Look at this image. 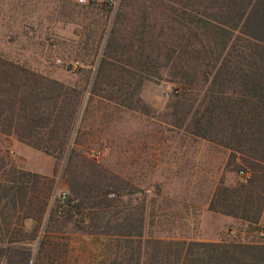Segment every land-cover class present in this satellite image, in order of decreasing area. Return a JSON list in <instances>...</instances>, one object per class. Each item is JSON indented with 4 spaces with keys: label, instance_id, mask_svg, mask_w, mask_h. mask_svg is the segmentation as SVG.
<instances>
[{
    "label": "trees",
    "instance_id": "trees-1",
    "mask_svg": "<svg viewBox=\"0 0 264 264\" xmlns=\"http://www.w3.org/2000/svg\"><path fill=\"white\" fill-rule=\"evenodd\" d=\"M136 4V9H131ZM126 23L132 26L128 40L121 33ZM102 56L94 84L109 80L113 86H105L126 96L108 99L132 110L147 108L138 96L148 78L144 73L150 72L154 61L164 60L165 79L176 85L175 96L182 100L168 105L170 115L176 118L173 125L230 149L232 157L238 155L250 167L252 176L240 191H249L245 197L251 207L225 213L248 225L255 223L264 205V0H119ZM132 57L139 71L135 84L127 79L133 73L127 67ZM109 69L116 73L113 80L107 75ZM65 90L71 88L0 57V131L13 132L21 141L49 155L65 154L63 177L69 195L64 205L54 200L53 212L74 211L81 218L90 216L93 222L94 214L113 207L124 190V180L104 169L86 175L85 168L81 171L85 177L82 186L71 183L78 178V167L72 164L77 150L69 146V141L81 111V99L61 96ZM192 92L201 93L200 99L194 96L198 100L194 109V104L184 98ZM53 139L55 147L48 144ZM7 170L13 172L8 178L2 175ZM39 179L38 173L18 169L0 156V201L12 203L17 225L10 229L12 222L5 219L8 203L0 202V264H35L44 253L48 259L51 257L45 250L50 244L46 235L51 232V220L42 229L40 222L54 182L44 177L45 187L41 188ZM257 179L260 185L255 183ZM259 186L263 191L257 190ZM109 194L114 197L109 198ZM28 202L30 211L24 214L21 209ZM251 210L253 217H249ZM81 218L75 220L78 229L84 233L97 230ZM25 219L36 220L29 237L23 230ZM130 221L131 217L125 215L117 225L123 228L119 234L126 237V264H132V259H136L135 264H264V242L142 239L141 231L126 229ZM142 255L149 260H142Z\"/></svg>",
    "mask_w": 264,
    "mask_h": 264
},
{
    "label": "rangeland",
    "instance_id": "rangeland-1",
    "mask_svg": "<svg viewBox=\"0 0 264 264\" xmlns=\"http://www.w3.org/2000/svg\"><path fill=\"white\" fill-rule=\"evenodd\" d=\"M137 6L133 5L131 9ZM114 16L115 11L105 4V0H0V57L71 88L61 91V96H80L82 112L69 141V146L77 150L72 164L75 169L78 167V178L71 183L76 185L79 182L78 187L82 186L85 177L81 171L85 168L88 170L86 175L104 169L124 180V190L113 205L120 209L99 211L94 217L98 223L96 228L123 230L115 222H121L123 216L128 215L131 225L126 229L133 233L141 231L142 239L264 242V232L256 229L258 225L254 227V223L248 225L240 219L235 222L232 215L225 213L251 207L245 197L249 191H240L250 178L245 179L239 174L244 170L252 176L250 167L243 164L238 155L232 157L230 149L173 125L176 118L170 115L172 109L168 105L180 97L175 96L176 85L165 79L164 60L154 61L150 72H143L148 78L143 81L138 96L143 97L145 109L132 110L118 101H110L108 96L112 99L126 95L105 86L112 85L109 80L101 85L94 84ZM123 26L121 33L128 40L132 36V26L129 23ZM57 59L62 63H56ZM134 60L132 57L130 63L126 62L133 72L127 79L133 84L139 72L135 70L137 61ZM74 61L79 62L76 67L71 64ZM115 74L111 69L107 72L112 80ZM92 90H96L95 93ZM157 96L161 105L153 106L148 99ZM194 96L200 99L201 93L183 96L194 104L193 109L198 104ZM176 105L181 107V104ZM48 144L56 145L54 139ZM0 156L23 171L46 172L52 164L53 175L39 174L38 184L44 188L42 178H52L53 193L65 192L68 197L69 186L63 177L67 162L65 154L49 155L21 141L13 132L0 131ZM84 158L96 166L87 164ZM2 175L8 178L13 172L7 170ZM255 183L260 185L261 181L257 179ZM257 190L263 191L262 186ZM113 197L109 194V198ZM51 198L40 222L42 229L47 220H51V232L46 235L50 244L45 248L51 259L44 253L35 264H74L71 261L73 256L65 258L62 239L55 241L52 238H85L86 234H82L84 232L78 229L75 221L80 215L74 211L68 214L53 212L55 199ZM0 202L4 204L7 199ZM11 205L8 203L5 209V219L12 222L10 229L17 227ZM28 205L29 202L21 209L24 214L30 211ZM253 210L249 217L254 216ZM139 218H143L140 223ZM22 222L24 234L29 237L36 220ZM41 233L42 230L39 236ZM85 258V255L76 256L74 262L85 264ZM144 259L148 261L149 257L142 255Z\"/></svg>",
    "mask_w": 264,
    "mask_h": 264
},
{
    "label": "crops",
    "instance_id": "crops-1",
    "mask_svg": "<svg viewBox=\"0 0 264 264\" xmlns=\"http://www.w3.org/2000/svg\"><path fill=\"white\" fill-rule=\"evenodd\" d=\"M140 98H141L142 102H144L143 97L140 96ZM148 100L150 101V103L153 106H160L161 105L160 104L161 102H160V99L158 98V96L152 97ZM103 101H106V100L103 99ZM81 112L82 111H80V113ZM16 143H19V142H16ZM29 171L35 172L38 174H43V175H53V166H52V164L49 165V169L46 172H44V171L43 172L32 171V170H29ZM247 173L249 174L248 178H251V174L249 172H247ZM248 178H245V179H248ZM110 209H120V208L111 207ZM121 211L122 210H119V213H121ZM94 217H95V214L93 216V222H92V220H90V216H89V218L88 217H85V218L80 217V218L83 221V223L85 221V224L93 223L95 226H98V223L95 222ZM231 217L235 218V222H237L236 220L240 219L242 221V223H244L243 220L239 217H234V216H231ZM227 218L231 221V219L229 217H227ZM124 219H125V217L123 216V218L121 220L123 221ZM119 221L120 220L115 222V224L119 225V223H120ZM140 221L142 222L143 218ZM254 225H255V227H256V225H258L256 227V229L260 228V229H262V232H264V205L262 206L261 211H260V215H259L257 221L254 223ZM142 228H143V225H142L141 229ZM102 230L103 229L97 228L96 231H93L90 233H82V234H86V237L82 238V239L78 238L79 240L77 238H74V237L68 238V239L62 238V237H60V238L57 237V238H52V239L55 241L58 239L59 240L62 239V240H60V241H62L61 243H65V244H63V245H65V251H64V252H66L65 258L69 259L73 256L71 261L74 264H83L84 263V262L81 263L80 261L76 262V263L74 262L75 257L81 256V255L86 256V258H85L86 263L85 264H126L127 263L126 246H125L126 237L120 235L119 231L118 232H115V231L104 232ZM141 238H142V236H141ZM64 239H66V240H64ZM213 242H215V240H213ZM76 246H81L83 248L80 249ZM65 258H64V260H65ZM60 259H62V258H60ZM130 262L132 264H135L136 259L135 260L132 259Z\"/></svg>",
    "mask_w": 264,
    "mask_h": 264
},
{
    "label": "built area",
    "instance_id": "built-area-1",
    "mask_svg": "<svg viewBox=\"0 0 264 264\" xmlns=\"http://www.w3.org/2000/svg\"><path fill=\"white\" fill-rule=\"evenodd\" d=\"M118 3H119V0H105V4L112 10V11H115L117 6H118ZM56 63L60 64L62 63V60L61 59H57L56 60ZM73 65V67H76L79 62L78 61H74L71 63ZM239 174L241 176H243L244 178H248L249 177V174L243 170H240L239 171ZM58 199V201L60 202V204L64 203L66 201V198H67V194L65 192H61V193H53L52 194V198L51 200H54V199Z\"/></svg>",
    "mask_w": 264,
    "mask_h": 264
}]
</instances>
